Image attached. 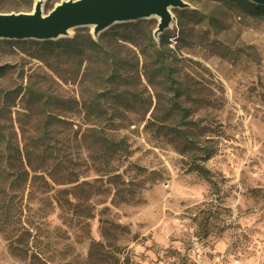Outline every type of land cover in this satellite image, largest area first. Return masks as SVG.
I'll list each match as a JSON object with an SVG mask.
<instances>
[{
  "label": "rangeland",
  "instance_id": "obj_1",
  "mask_svg": "<svg viewBox=\"0 0 264 264\" xmlns=\"http://www.w3.org/2000/svg\"><path fill=\"white\" fill-rule=\"evenodd\" d=\"M183 1L156 39L155 17L127 31L136 48L103 32L125 62L122 100L101 97L99 61L44 63L0 41V93L22 91L0 112V264H193L194 240L209 264H262L264 18ZM34 2L0 0V14ZM27 89L57 101L31 108Z\"/></svg>",
  "mask_w": 264,
  "mask_h": 264
},
{
  "label": "water",
  "instance_id": "obj_2",
  "mask_svg": "<svg viewBox=\"0 0 264 264\" xmlns=\"http://www.w3.org/2000/svg\"><path fill=\"white\" fill-rule=\"evenodd\" d=\"M264 6V0H246ZM44 0H35L29 14H0V41H57L69 38L78 28H89L96 40L105 30L120 23L157 19L154 39L170 28V9L188 8L183 0H62L45 15Z\"/></svg>",
  "mask_w": 264,
  "mask_h": 264
},
{
  "label": "trees",
  "instance_id": "obj_3",
  "mask_svg": "<svg viewBox=\"0 0 264 264\" xmlns=\"http://www.w3.org/2000/svg\"><path fill=\"white\" fill-rule=\"evenodd\" d=\"M236 3L238 7L246 9L252 14V16L258 18H264V6L252 5L248 3L246 0H232ZM143 22L137 21L135 23H120V25H114L109 28V30L113 31H121V34L118 35L117 32L114 36H118V40H122L123 42L129 43L134 48L135 45L130 38V34H127V31H135L139 26H141ZM106 34L103 33L97 37L96 40H93L92 36L85 29L76 30L75 35L72 38H61L57 41H46V42H38V41H3L10 46L14 45H25V46H33L36 51V59L47 63V61H51L53 63L62 61V59L70 61L71 63L81 65L82 62L88 61L90 64L94 61H99V64L102 65V70L107 72V76L104 78V83H108L110 86H107V89L104 90V93L101 94V97H106L107 95H111L116 100H122L124 98L123 90L117 92L120 89L118 81L121 80V75L118 72L119 69H122L125 64L124 60L116 57L112 51H109L107 43L104 42ZM161 38V37H160ZM135 57V56H134ZM135 62H137V57H135ZM5 67L0 68V75L4 72ZM22 91H12V92H3L1 94L0 103V112L3 110V103L10 96L18 97ZM111 93V94H109ZM23 97L25 103L29 105L31 108L33 107H41L46 106L48 109L50 108V100L57 101L56 98L47 96L46 94L36 91V90H25L23 93ZM94 102V97L90 96L89 107L87 108L89 111H93L96 107ZM0 142L4 144V136L0 132ZM7 143V142H6ZM10 144V142H9ZM6 148V146H5ZM20 159V152L17 151ZM26 165L30 169H34L37 167H33V164L30 162L31 155L26 152L24 154ZM7 158L0 157V169L5 172L6 168H9L12 165H9ZM12 252L14 247H10Z\"/></svg>",
  "mask_w": 264,
  "mask_h": 264
},
{
  "label": "built area",
  "instance_id": "obj_4",
  "mask_svg": "<svg viewBox=\"0 0 264 264\" xmlns=\"http://www.w3.org/2000/svg\"><path fill=\"white\" fill-rule=\"evenodd\" d=\"M191 261L193 264H209L207 259V254L209 253L207 249L202 245V243L194 240L190 247ZM220 257L215 259L214 262L217 264Z\"/></svg>",
  "mask_w": 264,
  "mask_h": 264
},
{
  "label": "crops",
  "instance_id": "obj_5",
  "mask_svg": "<svg viewBox=\"0 0 264 264\" xmlns=\"http://www.w3.org/2000/svg\"><path fill=\"white\" fill-rule=\"evenodd\" d=\"M261 263L264 264V250L262 251V259H261Z\"/></svg>",
  "mask_w": 264,
  "mask_h": 264
},
{
  "label": "bare ground",
  "instance_id": "obj_6",
  "mask_svg": "<svg viewBox=\"0 0 264 264\" xmlns=\"http://www.w3.org/2000/svg\"><path fill=\"white\" fill-rule=\"evenodd\" d=\"M69 35H71V33H69Z\"/></svg>",
  "mask_w": 264,
  "mask_h": 264
}]
</instances>
